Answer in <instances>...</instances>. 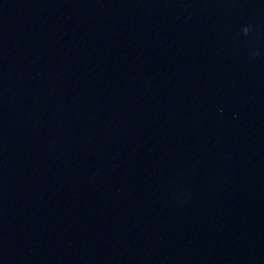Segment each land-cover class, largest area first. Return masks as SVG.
I'll return each mask as SVG.
<instances>
[{
	"label": "water",
	"instance_id": "1",
	"mask_svg": "<svg viewBox=\"0 0 264 264\" xmlns=\"http://www.w3.org/2000/svg\"><path fill=\"white\" fill-rule=\"evenodd\" d=\"M0 264H264V0H0Z\"/></svg>",
	"mask_w": 264,
	"mask_h": 264
}]
</instances>
